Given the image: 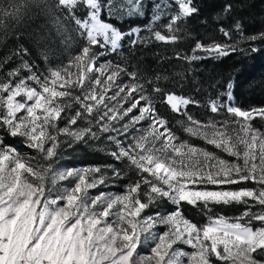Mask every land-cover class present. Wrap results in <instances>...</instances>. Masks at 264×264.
Returning <instances> with one entry per match:
<instances>
[{"label": "snow or ice", "instance_id": "snow-or-ice-1", "mask_svg": "<svg viewBox=\"0 0 264 264\" xmlns=\"http://www.w3.org/2000/svg\"><path fill=\"white\" fill-rule=\"evenodd\" d=\"M235 7L217 39L196 0H0V264H264V105L194 68L264 52Z\"/></svg>", "mask_w": 264, "mask_h": 264}, {"label": "trees", "instance_id": "trees-1", "mask_svg": "<svg viewBox=\"0 0 264 264\" xmlns=\"http://www.w3.org/2000/svg\"><path fill=\"white\" fill-rule=\"evenodd\" d=\"M196 2L201 8V13L199 16L193 17L188 21L192 34L194 36L199 34L201 36H214L217 39H223L217 30L219 20L215 17L225 3V0H196ZM232 2L236 5L233 15L244 20L249 32H255L264 28V0H232ZM202 20L207 21V23H201ZM137 22L147 23V18H142L141 21ZM227 23L230 24L231 20L229 19ZM179 47L186 49L188 43L181 44ZM156 52H159L160 55H172L171 49L164 46H154L151 49L145 50L141 58L144 60L145 65L150 68L161 67L157 63L158 57L154 55ZM162 67L173 71L183 70L175 60L170 63L165 62ZM194 68L195 75L205 85L233 79L235 82V99L243 107L264 105V52L250 56L236 53L219 60L206 59L197 62ZM161 111L166 112L167 110L161 107ZM192 111L197 116L204 114L203 109L193 108ZM180 134L183 135L182 133ZM63 156L64 158L60 161L63 167H78L110 162V158L84 145L65 150ZM121 187V184H117L110 190L117 191ZM224 211L229 215L235 212L232 209ZM186 213L190 217L203 222V217L195 209L188 207L186 208Z\"/></svg>", "mask_w": 264, "mask_h": 264}, {"label": "rangeland", "instance_id": "rangeland-1", "mask_svg": "<svg viewBox=\"0 0 264 264\" xmlns=\"http://www.w3.org/2000/svg\"><path fill=\"white\" fill-rule=\"evenodd\" d=\"M13 143H15L16 146H17L22 152H28V149H27V148H24L23 146H21V145L19 144L18 141H15V142H13Z\"/></svg>", "mask_w": 264, "mask_h": 264}]
</instances>
